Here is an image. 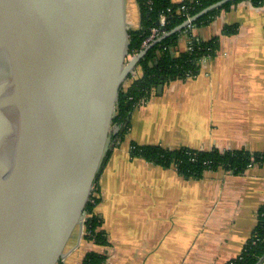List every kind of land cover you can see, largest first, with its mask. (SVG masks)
Wrapping results in <instances>:
<instances>
[{"label":"crops","instance_id":"0c3cea01","mask_svg":"<svg viewBox=\"0 0 264 264\" xmlns=\"http://www.w3.org/2000/svg\"><path fill=\"white\" fill-rule=\"evenodd\" d=\"M126 2L128 29H136L137 1ZM233 25L235 34H222ZM191 33L201 41L218 37L219 51L196 77L165 82L140 100L124 140L107 143L94 208L107 245L81 240L61 264H79L88 252L103 255L102 264H226L250 238L264 206V166L190 179L130 155L132 145L264 152V2H238ZM189 40L184 33L175 52Z\"/></svg>","mask_w":264,"mask_h":264},{"label":"water","instance_id":"95a60500","mask_svg":"<svg viewBox=\"0 0 264 264\" xmlns=\"http://www.w3.org/2000/svg\"><path fill=\"white\" fill-rule=\"evenodd\" d=\"M126 1L0 0V264L78 247L121 87L154 44L236 0L128 61Z\"/></svg>","mask_w":264,"mask_h":264},{"label":"trees","instance_id":"16d2710c","mask_svg":"<svg viewBox=\"0 0 264 264\" xmlns=\"http://www.w3.org/2000/svg\"><path fill=\"white\" fill-rule=\"evenodd\" d=\"M140 26L136 29L129 28V49L127 58L138 54L142 44L149 37L151 29L159 30V37L171 32L181 25L187 18H191L204 8L221 0H183L175 4L172 0H136ZM244 0H236L224 4L191 23V27L184 28L177 33L165 37L154 44L135 68L136 76L130 75L121 87L119 99L115 106L108 136V145L118 146L125 138L129 128V118L132 110L140 100L150 96L159 84L185 78L186 74L196 77L200 70V61L210 59L219 51L218 37L208 41H201L191 33V28L207 26L223 10H228L232 5ZM249 1V0H248ZM264 0H250V3L259 7ZM183 7V9H182ZM165 17V24L160 25V18ZM237 32V26H224L222 34L232 35ZM189 35L190 50L176 53L180 37ZM126 58V59H127ZM118 128L114 130L113 127ZM102 161L109 150H105ZM130 155L143 159L149 163L174 167L178 174L184 178L200 179L204 172L224 170L227 173L241 174L254 165L264 166V152H250L245 150L220 152L217 149L210 151H194L188 148L169 150L161 146L132 145ZM99 201L97 184L85 208L84 230L82 240L92 242L98 246H106V234L101 231V222L94 213V208ZM264 257V206L258 210L256 225L241 253L226 264H256ZM105 257L96 252L86 253L79 264H102Z\"/></svg>","mask_w":264,"mask_h":264},{"label":"built area","instance_id":"2783aa9c","mask_svg":"<svg viewBox=\"0 0 264 264\" xmlns=\"http://www.w3.org/2000/svg\"><path fill=\"white\" fill-rule=\"evenodd\" d=\"M182 9H183V7H182ZM187 19H189V18H187ZM187 19H186V20H187ZM164 24H165V17L162 16V17L160 18V25L163 26ZM190 27H191V24L188 26V28H190ZM159 35H160V33H159V30H158L157 28H153V29H151V33H150L149 37L146 38V40H145V41L143 42V44H142V49L146 48V47L149 46L151 43H153L155 40H157L158 38H160ZM190 49H191V46H190V41H189V43H188V47H187L186 50H190ZM204 60H205V59L201 60L200 63L203 62ZM131 75H133V76H136V75H137L136 72H135V70H134V72H133ZM185 77H186V78H192V77H194V76H190L189 74H186ZM139 102H140V101H139ZM137 105H138V103H137Z\"/></svg>","mask_w":264,"mask_h":264},{"label":"rangeland","instance_id":"374dc122","mask_svg":"<svg viewBox=\"0 0 264 264\" xmlns=\"http://www.w3.org/2000/svg\"><path fill=\"white\" fill-rule=\"evenodd\" d=\"M132 26H133V25H132ZM132 26H131V27H132ZM129 59H130V58H129ZM129 59L127 58L126 61H128Z\"/></svg>","mask_w":264,"mask_h":264}]
</instances>
